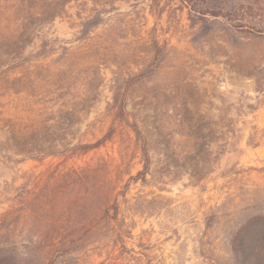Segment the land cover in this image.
Segmentation results:
<instances>
[{
	"label": "rangeland",
	"instance_id": "1",
	"mask_svg": "<svg viewBox=\"0 0 264 264\" xmlns=\"http://www.w3.org/2000/svg\"><path fill=\"white\" fill-rule=\"evenodd\" d=\"M53 2L0 0V264H264V0Z\"/></svg>",
	"mask_w": 264,
	"mask_h": 264
},
{
	"label": "trees",
	"instance_id": "2",
	"mask_svg": "<svg viewBox=\"0 0 264 264\" xmlns=\"http://www.w3.org/2000/svg\"><path fill=\"white\" fill-rule=\"evenodd\" d=\"M74 4V3H78V5H80V0H54L53 3H51V20L54 21L56 18L62 17L64 14L67 13V7L70 4ZM123 100L120 99V96L117 95L115 97V106H119V104H123ZM99 142H97L96 144L92 145V146H88L85 145L83 146V150L84 149H92L94 147H98Z\"/></svg>",
	"mask_w": 264,
	"mask_h": 264
}]
</instances>
